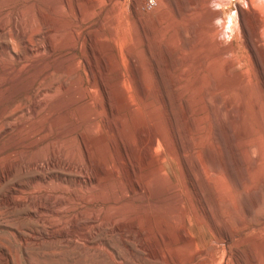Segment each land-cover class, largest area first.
Returning <instances> with one entry per match:
<instances>
[{
    "label": "rangeland",
    "instance_id": "obj_1",
    "mask_svg": "<svg viewBox=\"0 0 264 264\" xmlns=\"http://www.w3.org/2000/svg\"><path fill=\"white\" fill-rule=\"evenodd\" d=\"M257 24L264 0H0V264H264Z\"/></svg>",
    "mask_w": 264,
    "mask_h": 264
},
{
    "label": "bare ground",
    "instance_id": "obj_2",
    "mask_svg": "<svg viewBox=\"0 0 264 264\" xmlns=\"http://www.w3.org/2000/svg\"><path fill=\"white\" fill-rule=\"evenodd\" d=\"M259 27H260V25L259 24H257L256 25V27H255V30H254V32L253 33H251V32H246V37H247V45H248V47H250L252 50H253V52L254 53H256L255 51V46L257 45V44H263L264 43V38L259 34ZM23 30V29H22ZM0 33H2V32H0ZM10 33V32H9ZM11 34V33H10ZM24 37V36H23ZM11 38V37H10ZM11 39H13V38H11ZM23 40V39H22ZM10 73V72H9ZM8 112V111H7ZM156 138V137H155ZM157 140V139H156ZM154 142H155V139L153 138V139H151V145H153L154 144ZM6 150V149H5ZM11 172V171H10ZM76 231V230H75ZM68 234V233H67Z\"/></svg>",
    "mask_w": 264,
    "mask_h": 264
}]
</instances>
